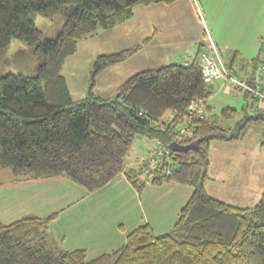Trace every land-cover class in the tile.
Masks as SVG:
<instances>
[{
  "label": "trees",
  "instance_id": "16d2710c",
  "mask_svg": "<svg viewBox=\"0 0 264 264\" xmlns=\"http://www.w3.org/2000/svg\"><path fill=\"white\" fill-rule=\"evenodd\" d=\"M175 1L0 0V56L17 39L31 47L37 60L32 74H0V169H10L13 182L62 176L92 193L124 174L137 189L145 180L152 186L173 183L192 189L170 231L156 235L148 225L138 227L119 249L88 261L84 250H62L48 237L56 214L0 223V264H264V194L254 206L237 208L208 196L203 188L212 141L238 143L249 130H257L264 145V108L255 106L247 115L245 100L241 117L230 125L227 120L237 116L235 109H222L218 121L206 106L214 94L213 85L203 82L199 64L206 35L190 64L136 73L111 99L95 95L96 76L129 59L144 42L97 56L81 100H72L61 75L64 60L78 42L127 21L136 6ZM60 10L64 19L59 32L39 42L31 13L52 21ZM259 39L264 46V35ZM236 59L237 52L229 71L238 77ZM263 63L259 56L251 59L247 76L240 77L254 76L261 67L256 89L264 94ZM242 91L253 100L260 98ZM192 99L203 102V117L187 118ZM184 121L186 131L179 135ZM140 138L158 142L161 153L153 166L146 161L127 168L129 149ZM193 141L197 145L192 150H168L173 142Z\"/></svg>",
  "mask_w": 264,
  "mask_h": 264
},
{
  "label": "crops",
  "instance_id": "0c3cea01",
  "mask_svg": "<svg viewBox=\"0 0 264 264\" xmlns=\"http://www.w3.org/2000/svg\"><path fill=\"white\" fill-rule=\"evenodd\" d=\"M177 6L179 10L173 12L172 8ZM196 8L194 0L136 6L133 16L127 21L78 42L75 52L64 60L61 69L72 100L84 98L91 63L99 55L115 54L144 42L142 48L129 59L103 69L96 76L93 91L104 100L111 99L118 87L136 73L173 63L182 64L198 48V40L190 37L186 22L189 12L191 28H194ZM80 57L90 63L82 82L77 83L64 74V65H73L71 74L76 77ZM224 65L228 70L231 69V63ZM219 84L218 93L230 90L228 86ZM144 140L140 141L148 153L145 150L146 156L141 154L140 163L136 166L126 164L127 168L137 167L146 161L154 165L155 152L160 149ZM11 179L6 183L1 182L0 187L7 183L11 186L18 184L16 188H29L34 194L31 200L21 204V209L18 205H13L14 209L4 206L0 214L1 224L7 225L24 216L46 218L56 214L48 229V237L55 246L65 251L84 250L85 254L89 252L93 258L119 249L125 244L127 234L138 227L148 225L155 234L158 231L167 233L190 196L187 186L173 183L152 186L145 180L142 188L137 189L124 174H119L92 193L76 184L72 185L62 176L19 182H13V176ZM35 187L39 191V188L56 190L39 200L42 193L37 195ZM24 196L28 198V195Z\"/></svg>",
  "mask_w": 264,
  "mask_h": 264
},
{
  "label": "rangeland",
  "instance_id": "374dc122",
  "mask_svg": "<svg viewBox=\"0 0 264 264\" xmlns=\"http://www.w3.org/2000/svg\"><path fill=\"white\" fill-rule=\"evenodd\" d=\"M194 1L197 6L193 19L194 28H191L192 18L189 12L186 18L187 28L191 35L189 36L197 39V43L206 35V38L203 39L206 44L205 51L208 50L209 40L215 51L221 55L223 64L228 63V65L231 63L235 52H237L235 70L237 71L239 67L240 70L239 72L237 71L238 77L245 75L249 71L248 63H250L251 59L259 56L264 61V46L261 45L259 39L260 36L264 35V0ZM172 10L173 12L175 10L178 11L179 6L172 8ZM30 17L35 28L40 32L39 42L44 39L54 38L59 32L64 19L62 10L55 15L52 21L35 13H31ZM192 31L194 32L192 33ZM190 56L194 57V55ZM94 59L91 63V70ZM77 63H79V67L76 77L71 74L73 65L69 66V64L64 65V74L79 83L82 82V78L88 71L85 69L88 68L90 62L87 63L85 58L80 57ZM36 64L37 60L32 54L31 47L22 41L12 39L5 53L0 56V74H32ZM218 84H213L214 94L206 101V106L212 109L214 115L218 117V121L222 120L220 117L222 109L233 108L236 110L237 116L232 120H227L232 125L241 117V110L245 100L247 106L244 110L247 115L253 114L255 106L264 108L261 98L257 97L259 100H253L252 97L245 96L244 91L239 89H231L229 87L230 90H223L222 93H218L217 91L220 89V84ZM224 126L226 125L224 124ZM140 140L144 139H135L129 149L125 160L127 165L136 166L137 163H140L141 154L144 155L145 150L146 154L148 153ZM261 141L262 138L257 130H249L244 138L238 142L240 144L212 141L208 151L207 179L203 183L206 194L237 208L254 206L264 194V145H261ZM160 153V151L155 152L154 159ZM11 178L10 169H0V184L1 182L11 181ZM17 185L11 186L7 183L0 187V214L4 206L8 205L13 208L15 207L13 205H18L21 209L22 203L31 200L34 192L29 188H16ZM39 189L41 191L36 190L38 192L37 195L42 193L39 200L45 198L48 193H54V190H56L53 188ZM187 189H189L191 194L192 189L189 186H187ZM24 195H28V198ZM157 234L161 235L159 231ZM91 258L93 257L88 252L86 260Z\"/></svg>",
  "mask_w": 264,
  "mask_h": 264
},
{
  "label": "built area",
  "instance_id": "2783aa9c",
  "mask_svg": "<svg viewBox=\"0 0 264 264\" xmlns=\"http://www.w3.org/2000/svg\"><path fill=\"white\" fill-rule=\"evenodd\" d=\"M208 50L201 53L199 58V64L201 68L202 80L207 84L222 83L228 87L238 88L246 91H250L253 94L257 95L264 101V94L260 93L256 89V85L260 81L262 74V69L259 67L256 70V74L251 77H235L231 71H229L217 51L213 48L208 40ZM193 60L192 56L186 57L182 65L187 66ZM186 116L190 119L192 115H197L199 117L204 116L203 102L199 99H192L186 109ZM187 128V121H184L182 125H179L178 131L179 135L184 134ZM162 150L159 143H153ZM149 179V178H148Z\"/></svg>",
  "mask_w": 264,
  "mask_h": 264
},
{
  "label": "water",
  "instance_id": "95a60500",
  "mask_svg": "<svg viewBox=\"0 0 264 264\" xmlns=\"http://www.w3.org/2000/svg\"><path fill=\"white\" fill-rule=\"evenodd\" d=\"M196 145H197V141H193L191 143L184 144V145L173 142L168 145V150L174 153L186 152V151L196 148Z\"/></svg>",
  "mask_w": 264,
  "mask_h": 264
}]
</instances>
